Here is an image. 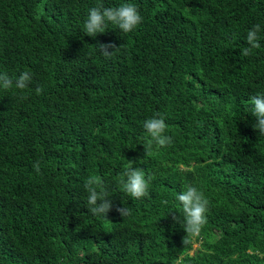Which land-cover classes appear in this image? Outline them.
<instances>
[{"label": "trees", "instance_id": "16d2710c", "mask_svg": "<svg viewBox=\"0 0 264 264\" xmlns=\"http://www.w3.org/2000/svg\"><path fill=\"white\" fill-rule=\"evenodd\" d=\"M103 2L134 4L142 23L92 38L97 0H0V72L32 75L0 90V264H264V136L248 103L264 93V0ZM99 43L121 47L105 59ZM156 113L173 142L146 156ZM128 161L154 177L138 200L119 182ZM92 175L113 201L106 219L87 210ZM186 185L209 202L187 246L172 219Z\"/></svg>", "mask_w": 264, "mask_h": 264}, {"label": "clouds", "instance_id": "9594fccd", "mask_svg": "<svg viewBox=\"0 0 264 264\" xmlns=\"http://www.w3.org/2000/svg\"><path fill=\"white\" fill-rule=\"evenodd\" d=\"M142 16L137 7L132 3H123L118 7L105 6L103 0H97L96 6L88 11L87 18L83 25L86 36L95 38L98 34H104L108 24L115 26L122 33H131L141 23ZM261 26L259 24L247 32V47L242 49V55L247 57L252 54L254 49L261 47L259 33ZM105 59H111L121 47H117L114 43H99L94 46ZM32 83V75L30 71L22 72L17 78L13 79L7 73L0 72V90H19L21 93ZM37 95L43 93L42 87L35 88ZM21 99H26L21 95ZM251 105V114L255 118L252 125L253 130L258 131L259 135L264 136V93L251 96L248 100ZM167 124L164 117L160 113H156L153 117L147 119L143 123L144 129V149L146 156L153 154V150L170 146L173 142L172 137L166 135ZM33 169L40 174V163L37 161L33 164ZM154 179L152 175H148L147 179L145 171L141 168L133 166L132 161H128V165L119 177L122 191L133 199H140L148 195L149 182ZM84 188L88 193L87 210L93 216L103 217L106 219L108 213L113 209V201L109 198L108 188L103 179L99 176H89L84 182ZM176 200L180 205L181 215H173L172 219L175 223L182 226L186 236L183 238V245L187 246L191 243L192 238L199 235L201 229L206 224V213L208 210V200L204 193L195 185H186L184 190L177 194ZM168 204L167 200L161 202ZM115 211L123 218L132 214V210L127 207H116ZM61 264H67L62 261Z\"/></svg>", "mask_w": 264, "mask_h": 264}, {"label": "rangeland", "instance_id": "374dc122", "mask_svg": "<svg viewBox=\"0 0 264 264\" xmlns=\"http://www.w3.org/2000/svg\"><path fill=\"white\" fill-rule=\"evenodd\" d=\"M196 248V247H195Z\"/></svg>", "mask_w": 264, "mask_h": 264}]
</instances>
